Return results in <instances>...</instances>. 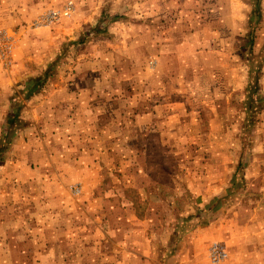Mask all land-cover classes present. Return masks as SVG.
Returning <instances> with one entry per match:
<instances>
[{"label": "rangeland", "instance_id": "1", "mask_svg": "<svg viewBox=\"0 0 264 264\" xmlns=\"http://www.w3.org/2000/svg\"><path fill=\"white\" fill-rule=\"evenodd\" d=\"M67 2L74 6L71 16L42 23ZM50 5L36 17L0 18V30L12 39L9 63L0 61V264H53V251L60 254L59 264H85L89 235L101 231L107 218L129 213L130 202L139 204L141 197L127 188L131 171L125 175L115 162L102 163V176L91 182L104 191L103 204L93 189L94 201L87 206L83 177L66 183L67 169L58 170L62 166L52 160L60 135L51 121L58 109L51 93L86 86L123 95L139 90L150 100L162 96L167 40L174 45L184 38L199 46L209 41L208 47L193 49L197 54L205 49L211 61L191 87L219 95L221 107L228 99L230 108L221 112L220 127L213 130L217 137L180 146L187 160L198 157V175L186 177L198 187L193 192L181 187L175 196L163 186L164 196L174 202L169 216L178 233L187 232V225L203 228L202 264H211L214 243L225 248L221 264H264V0H52ZM159 70L165 80L155 76ZM26 79L31 89L41 90L37 96L23 94ZM233 91L234 97L224 96ZM29 106L39 108L38 119ZM156 115L162 117L161 110ZM70 124L71 132L84 135ZM70 124H61L60 133L68 135ZM170 148L178 151L177 145ZM163 179L169 178L160 184ZM62 185L65 196L59 198ZM158 193L153 199L162 196ZM59 199L65 208H55ZM70 204L76 209H68Z\"/></svg>", "mask_w": 264, "mask_h": 264}, {"label": "crops", "instance_id": "2", "mask_svg": "<svg viewBox=\"0 0 264 264\" xmlns=\"http://www.w3.org/2000/svg\"><path fill=\"white\" fill-rule=\"evenodd\" d=\"M51 3L52 0H0V18L8 20L13 17H36L50 7ZM207 42L209 41L202 40V45L199 46L184 38L173 45L167 40V90L162 91V96L151 95V100L156 96L159 101L162 99L160 103L151 102L139 90H132L126 95L119 91L102 88L98 91L86 86L78 89L58 87L52 90L53 105L58 109L55 107L51 121L56 124L58 134L62 136H58V150L53 152L52 160L62 166L58 170L67 169L66 183H75L77 177H83V187L86 190L83 198L87 206L91 207L90 200L94 201L90 195L93 189L99 190V196L95 200L103 204L105 200L101 193L104 191L91 182L102 176V163L105 166L110 161V165L112 162L120 164L125 175L127 170L131 171L128 182L130 186L127 188L141 197L138 205L130 202L131 211L124 217L115 215L116 218L111 220L107 218L99 225L101 231L89 235L91 248H84L85 264H202L205 260L204 251L199 247L203 228L195 225L196 227L189 229L187 225V232H176L175 220L169 216L174 202L171 198L167 200L164 193L168 191V194L177 196L181 187L183 191H186L185 187L191 192L193 189L195 191V187H198L197 180L193 182L186 180V177L198 175V157L195 155L190 161L187 160L188 155L181 151L180 146L187 145L190 141L196 144L204 138L217 137L213 135V130L220 127L221 112H229L228 99L227 106L221 107L219 95L214 96L210 90L205 92L191 87L192 83L203 77L205 66H210L211 60L205 49L198 54L193 51L197 47L205 48ZM163 66L159 62V68ZM163 73L159 70L155 76L165 80ZM99 78L106 79L102 73ZM30 80L24 84L23 94L26 98H33L41 91L29 88ZM57 81L59 83L58 79ZM218 96L219 100H215ZM224 96L234 97L235 92ZM28 109L38 119L39 108L32 109L29 106ZM159 110L162 117L156 115ZM70 122H73L75 128H81L84 135L71 132L73 126ZM66 123L71 126L67 127L68 135L60 133L65 130L61 124ZM204 129L211 130L212 134L204 137ZM173 144L178 146V151L170 148ZM188 164L191 168H187ZM188 169L190 173L187 172ZM165 177L169 178L167 182L163 179L165 184H160L161 178ZM122 182L124 184V180ZM64 186L57 190L59 198L65 196ZM163 186L170 189L167 188L166 191ZM114 188L118 189V194L119 185L115 184ZM122 191L124 194L125 190ZM157 193L162 196L155 200L153 196ZM54 203L55 208H65L60 199ZM115 204H118V196ZM70 205L66 207H72V211L76 209V204ZM72 217L69 213V222ZM95 253L99 255V261ZM59 255L53 251V264H59ZM93 255L96 257L94 260Z\"/></svg>", "mask_w": 264, "mask_h": 264}, {"label": "built area", "instance_id": "3", "mask_svg": "<svg viewBox=\"0 0 264 264\" xmlns=\"http://www.w3.org/2000/svg\"><path fill=\"white\" fill-rule=\"evenodd\" d=\"M74 10L72 2H67L61 11H49L42 19V23L50 24L58 20L61 17L71 16ZM11 37L8 34L0 30V61H6L9 63V57L11 53ZM226 258L225 248L218 243H214L209 248V259L211 264H221Z\"/></svg>", "mask_w": 264, "mask_h": 264}, {"label": "trees", "instance_id": "4", "mask_svg": "<svg viewBox=\"0 0 264 264\" xmlns=\"http://www.w3.org/2000/svg\"><path fill=\"white\" fill-rule=\"evenodd\" d=\"M32 84V82L31 83H29V85H31ZM29 88H31L30 86H29Z\"/></svg>", "mask_w": 264, "mask_h": 264}]
</instances>
